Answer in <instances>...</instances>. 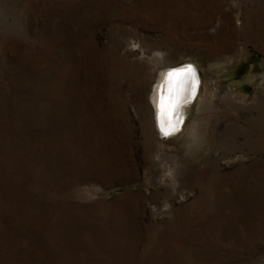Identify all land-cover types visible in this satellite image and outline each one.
<instances>
[{"label":"rangeland","instance_id":"obj_1","mask_svg":"<svg viewBox=\"0 0 264 264\" xmlns=\"http://www.w3.org/2000/svg\"><path fill=\"white\" fill-rule=\"evenodd\" d=\"M186 63L160 139L151 83ZM258 262L264 0H0V264Z\"/></svg>","mask_w":264,"mask_h":264},{"label":"bare ground","instance_id":"obj_2","mask_svg":"<svg viewBox=\"0 0 264 264\" xmlns=\"http://www.w3.org/2000/svg\"><path fill=\"white\" fill-rule=\"evenodd\" d=\"M182 66V65H180ZM177 67H165L160 66L157 73L155 74V77L151 83V89L149 91V109L151 110V115L153 118V125L155 127V130L158 132V137L164 138L171 135H175L181 127H183L185 117L189 113V108L191 105V101L182 105L181 114L176 110L173 105L172 100L169 101V96L172 94L176 95V98L179 97V90L175 89L173 90L174 83L178 84L179 86H182V97L181 99L188 97V91L191 88V84L193 83V79L191 78L192 75L191 72L188 71V73L183 74L181 71L171 70L178 68ZM173 71L176 73L173 74ZM173 74V76L171 75ZM199 74V73H198ZM191 82V83H190ZM171 84V85H170ZM173 84V85H172ZM177 86V85H176ZM200 86V78L199 82H197V85L195 88V92L198 93L197 90H199ZM196 93V95H197ZM164 99V106L161 107V98ZM173 97V98H174ZM196 97V96H195ZM179 99V98H178ZM195 99V98H194ZM160 134V135H159Z\"/></svg>","mask_w":264,"mask_h":264},{"label":"water","instance_id":"obj_3","mask_svg":"<svg viewBox=\"0 0 264 264\" xmlns=\"http://www.w3.org/2000/svg\"><path fill=\"white\" fill-rule=\"evenodd\" d=\"M171 70H176L177 72L181 71L183 74H186L189 71V72H191L190 73L192 75L191 78L193 79V81H192L193 83L191 84V88L188 91V97L184 98V99L180 98V97H182L180 95H182V93H183L182 90H181L183 85L179 86L176 83H174V85L172 84L173 85V90L175 89V87H176V89L179 90V93H178L179 94V97H178L179 99L176 98V95L174 97V95L172 94L171 96H169V101L172 100L173 104H169V105H171V106L173 105L172 106L173 109H174V107L175 108L177 107L176 110L179 112V114H181L182 105H184V104H186V103H188L190 101L193 102L194 98H196L195 96H196L197 92H195V88L194 87H196L197 82H199V74H198V71L196 69V66L193 63H186V64H184V65H182V66H180L178 68L171 69ZM176 71L175 72L173 71V74L176 73ZM173 74L171 76H173ZM255 264H264V262H258V263H255Z\"/></svg>","mask_w":264,"mask_h":264},{"label":"snow or ice","instance_id":"obj_4","mask_svg":"<svg viewBox=\"0 0 264 264\" xmlns=\"http://www.w3.org/2000/svg\"><path fill=\"white\" fill-rule=\"evenodd\" d=\"M171 75V74H170ZM163 106H164V99H163V97L161 98V107L163 108Z\"/></svg>","mask_w":264,"mask_h":264}]
</instances>
